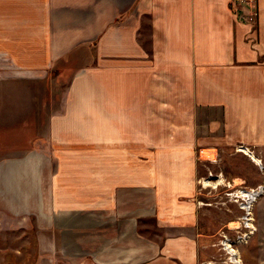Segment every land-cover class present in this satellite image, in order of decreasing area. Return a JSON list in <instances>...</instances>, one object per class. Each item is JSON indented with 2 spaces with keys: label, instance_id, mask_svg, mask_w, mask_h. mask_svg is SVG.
<instances>
[{
  "label": "crops",
  "instance_id": "0c3cea01",
  "mask_svg": "<svg viewBox=\"0 0 264 264\" xmlns=\"http://www.w3.org/2000/svg\"><path fill=\"white\" fill-rule=\"evenodd\" d=\"M235 146L264 170V0H0V264H213L197 166Z\"/></svg>",
  "mask_w": 264,
  "mask_h": 264
},
{
  "label": "rangeland",
  "instance_id": "374dc122",
  "mask_svg": "<svg viewBox=\"0 0 264 264\" xmlns=\"http://www.w3.org/2000/svg\"><path fill=\"white\" fill-rule=\"evenodd\" d=\"M66 59L68 60L67 55ZM79 61L81 63V61L85 62L86 60L82 58L79 59ZM51 73V78H49V86L53 87L52 92H55L57 90L59 96H63L62 92L66 85L65 82L60 80L59 85H56V81H54V79H56L55 77L57 76L56 64L54 65V67H52ZM27 83L29 82L19 85L25 88L27 86ZM30 86L34 87L36 86V83H33ZM14 102H17V99L15 97ZM84 146H86L84 149L90 151L92 144H84ZM52 148L56 150L57 146L55 148V146L52 144ZM239 149L240 146L224 148L220 147L218 151L219 159L216 163L210 164L206 161H201L197 166V196L200 208L199 229L200 233L204 236L202 237L200 244H203L202 247L208 251L206 257L209 258V262H214L213 264H225V253L224 251H222L220 245L222 235L227 234L228 236L233 238L237 234V231L239 229H237L236 227L230 228L229 226L236 225L234 222L241 215V210L230 196L231 189L227 187L226 181L224 180L241 178L244 180L243 182L245 183V185L248 186H254L257 183L264 184V170H259L252 163V161ZM210 151L216 152L215 150ZM210 151H208V153H210ZM208 153L204 151L203 156H208ZM255 153V158L257 157L256 155H258L259 157V153L261 154V152L259 151H256ZM259 161L260 160L257 159V162ZM209 173H211L212 176L210 177L211 182L210 185H206L203 181L204 179L209 180ZM260 198L261 197H259L253 204L254 217L255 205ZM256 230L250 235L246 243H242L237 247V250L240 253L242 259V264H245L246 259L249 258L248 250L251 244L256 246V239L254 236L256 234ZM32 237L33 235L31 233L25 235V233L14 232V264H36L35 256L40 251H42V247L40 243H34ZM2 245H6V243L1 244L0 247H3ZM3 252L5 251L0 250V253Z\"/></svg>",
  "mask_w": 264,
  "mask_h": 264
},
{
  "label": "built area",
  "instance_id": "2783aa9c",
  "mask_svg": "<svg viewBox=\"0 0 264 264\" xmlns=\"http://www.w3.org/2000/svg\"><path fill=\"white\" fill-rule=\"evenodd\" d=\"M232 4L234 7L240 9L243 4L254 6L255 0H232ZM243 19L253 28L256 19L254 8H251L248 15L243 17ZM239 150L253 156L252 152L247 147L240 146ZM210 177H212L211 173H209V181L211 180ZM224 181H226L227 187L231 189L230 196L241 210V215L235 220L234 223L236 225L229 226L230 228L236 227L239 229L237 234L233 238L227 234H223L220 245L222 251L225 253V264H242V259L237 247L242 243H246L250 235L256 230L253 204L264 194V184L259 183L252 187H246L241 182L235 183L234 180ZM207 185L210 184L207 183Z\"/></svg>",
  "mask_w": 264,
  "mask_h": 264
},
{
  "label": "trees",
  "instance_id": "16d2710c",
  "mask_svg": "<svg viewBox=\"0 0 264 264\" xmlns=\"http://www.w3.org/2000/svg\"><path fill=\"white\" fill-rule=\"evenodd\" d=\"M70 64L66 63L65 59L60 63L56 64L57 76L54 81H56V85H59V81L62 80L65 84L68 83L72 70L70 68Z\"/></svg>",
  "mask_w": 264,
  "mask_h": 264
},
{
  "label": "bare ground",
  "instance_id": "6f19581e",
  "mask_svg": "<svg viewBox=\"0 0 264 264\" xmlns=\"http://www.w3.org/2000/svg\"><path fill=\"white\" fill-rule=\"evenodd\" d=\"M254 160L257 161L256 158H255ZM259 163H260V162H259ZM203 182H204L206 185H207V183L210 184V181H209V180H204Z\"/></svg>",
  "mask_w": 264,
  "mask_h": 264
}]
</instances>
